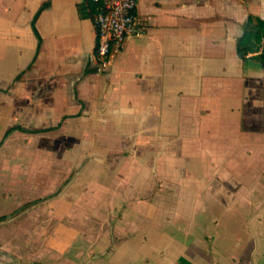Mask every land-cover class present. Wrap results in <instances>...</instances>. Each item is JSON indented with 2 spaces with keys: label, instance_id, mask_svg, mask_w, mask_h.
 <instances>
[{
  "label": "crops",
  "instance_id": "0c3cea01",
  "mask_svg": "<svg viewBox=\"0 0 264 264\" xmlns=\"http://www.w3.org/2000/svg\"><path fill=\"white\" fill-rule=\"evenodd\" d=\"M81 1L0 0V151L69 127L106 151L50 237L19 219L43 198L0 204V264H264V66L237 54L264 0H138L107 69Z\"/></svg>",
  "mask_w": 264,
  "mask_h": 264
},
{
  "label": "rangeland",
  "instance_id": "374dc122",
  "mask_svg": "<svg viewBox=\"0 0 264 264\" xmlns=\"http://www.w3.org/2000/svg\"><path fill=\"white\" fill-rule=\"evenodd\" d=\"M113 113L114 111L108 110L106 113L103 110L97 112L99 116L105 115L108 118H111V115L121 116L119 111ZM16 114L18 119L24 117V114ZM7 116L0 113V123L6 120ZM93 116L94 112L87 119L79 118L71 124L89 122ZM83 127H86V124ZM87 136V132L80 134L72 127L66 131H57L44 136L14 135L0 151V204L8 206L7 213L11 212L14 203L22 201V204L29 198H43L40 199L43 201L40 202L42 204H37L35 209L22 214L19 219L23 221L41 218V225L38 226L42 232L45 230L46 219L47 237H50L55 227L48 224L56 218L55 205L62 208L60 211L62 217L59 218L67 219L72 213L70 203L82 202L83 198L86 199L88 187L95 181L90 179L87 171L104 170L101 157L106 151L103 147L94 148L87 141ZM20 222L15 225L22 226ZM68 228L67 225L62 226L64 232L62 236L65 240L70 236ZM87 230L86 225L80 227L81 238L86 235ZM80 251L81 254L88 252L83 242Z\"/></svg>",
  "mask_w": 264,
  "mask_h": 264
},
{
  "label": "built area",
  "instance_id": "2783aa9c",
  "mask_svg": "<svg viewBox=\"0 0 264 264\" xmlns=\"http://www.w3.org/2000/svg\"><path fill=\"white\" fill-rule=\"evenodd\" d=\"M98 3L96 59L107 69L113 55L121 50L128 36L142 34L146 27L136 16L138 0H92Z\"/></svg>",
  "mask_w": 264,
  "mask_h": 264
},
{
  "label": "trees",
  "instance_id": "16d2710c",
  "mask_svg": "<svg viewBox=\"0 0 264 264\" xmlns=\"http://www.w3.org/2000/svg\"><path fill=\"white\" fill-rule=\"evenodd\" d=\"M98 3L92 0H82L79 4L81 18H94ZM237 54L240 58L254 57L264 66V19L249 16L244 25L243 34L237 39ZM23 206L20 211L29 207Z\"/></svg>",
  "mask_w": 264,
  "mask_h": 264
}]
</instances>
